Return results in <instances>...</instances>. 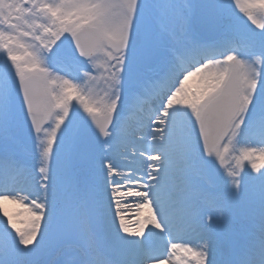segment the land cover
Returning a JSON list of instances; mask_svg holds the SVG:
<instances>
[{
    "label": "snow or ice",
    "instance_id": "6c2138e0",
    "mask_svg": "<svg viewBox=\"0 0 264 264\" xmlns=\"http://www.w3.org/2000/svg\"><path fill=\"white\" fill-rule=\"evenodd\" d=\"M0 264H264V0H0Z\"/></svg>",
    "mask_w": 264,
    "mask_h": 264
},
{
    "label": "rangeland",
    "instance_id": "374dc122",
    "mask_svg": "<svg viewBox=\"0 0 264 264\" xmlns=\"http://www.w3.org/2000/svg\"><path fill=\"white\" fill-rule=\"evenodd\" d=\"M9 208L10 211H13V212H16L18 211V206L14 205V204H11L10 206H7ZM17 219V222H18V225L20 227H23L24 225L22 223H20V221H22L25 217H22V216H17L15 217Z\"/></svg>",
    "mask_w": 264,
    "mask_h": 264
},
{
    "label": "bare ground",
    "instance_id": "6f19581e",
    "mask_svg": "<svg viewBox=\"0 0 264 264\" xmlns=\"http://www.w3.org/2000/svg\"><path fill=\"white\" fill-rule=\"evenodd\" d=\"M11 204H5V206L7 207V206H10Z\"/></svg>",
    "mask_w": 264,
    "mask_h": 264
}]
</instances>
